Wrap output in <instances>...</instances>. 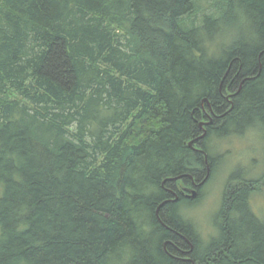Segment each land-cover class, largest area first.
<instances>
[{"label":"trees","instance_id":"16d2710c","mask_svg":"<svg viewBox=\"0 0 264 264\" xmlns=\"http://www.w3.org/2000/svg\"><path fill=\"white\" fill-rule=\"evenodd\" d=\"M203 2L0 0V264H264V172L183 211L264 132V0Z\"/></svg>","mask_w":264,"mask_h":264},{"label":"rangeland","instance_id":"374dc122","mask_svg":"<svg viewBox=\"0 0 264 264\" xmlns=\"http://www.w3.org/2000/svg\"><path fill=\"white\" fill-rule=\"evenodd\" d=\"M210 1L204 0L203 3L207 5ZM210 143L217 171L205 186L200 200L195 203L186 201L183 207L184 214L193 220L206 242L218 235L215 217L221 206L228 177L242 172V169L247 177L260 176L264 172V132L261 130H249L243 136L214 138ZM252 201L256 210L264 214V194L258 192Z\"/></svg>","mask_w":264,"mask_h":264},{"label":"flooded vegetation","instance_id":"af4514ba","mask_svg":"<svg viewBox=\"0 0 264 264\" xmlns=\"http://www.w3.org/2000/svg\"><path fill=\"white\" fill-rule=\"evenodd\" d=\"M201 150V149H200ZM207 165H208V163H207ZM207 168H209V167H207ZM206 183V182H205ZM204 183V184H205ZM193 185L191 186V187H186L185 189H184V192H183V194H184V197L187 199V200H194V199H200L204 194H203V192H201V187L202 186H204V184L202 183V182H196V181H193V183H192ZM194 189H196V195L194 196L193 195V191H194ZM186 238V237H185ZM188 241H189V243H190V247H191V249H193L194 248V244L188 239V238H186ZM180 250V249H179ZM182 251H184L183 252V254L184 255H186L188 252L187 251H185V250H182ZM187 259H190V261H192V263L193 264H195V261L193 260V259H191V258H187Z\"/></svg>","mask_w":264,"mask_h":264},{"label":"water","instance_id":"95a60500","mask_svg":"<svg viewBox=\"0 0 264 264\" xmlns=\"http://www.w3.org/2000/svg\"><path fill=\"white\" fill-rule=\"evenodd\" d=\"M205 100H207V99H205ZM201 125L203 126L204 123L202 122ZM205 134H206V131H205V133H204L201 137H203ZM195 141H196V139L190 141V145H193ZM196 149H198V148H196ZM178 178H180V177H178ZM178 178H177V179H178ZM193 195H194V196L196 195V189H194V191H193ZM171 200H172V201L178 200V194H176V198H174V199H170V200H167V201H165V202H168V201H171Z\"/></svg>","mask_w":264,"mask_h":264}]
</instances>
